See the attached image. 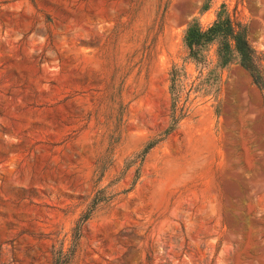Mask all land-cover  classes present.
Instances as JSON below:
<instances>
[{"label": "rangeland", "instance_id": "rangeland-1", "mask_svg": "<svg viewBox=\"0 0 264 264\" xmlns=\"http://www.w3.org/2000/svg\"><path fill=\"white\" fill-rule=\"evenodd\" d=\"M222 7L264 53V0H0V264H264V92L184 45Z\"/></svg>", "mask_w": 264, "mask_h": 264}, {"label": "trees", "instance_id": "trees-1", "mask_svg": "<svg viewBox=\"0 0 264 264\" xmlns=\"http://www.w3.org/2000/svg\"><path fill=\"white\" fill-rule=\"evenodd\" d=\"M184 45L188 53L187 59L197 66L201 74H204L214 62L219 68L237 63L250 74L253 83L264 92V53L257 51L251 44L248 26L236 22L225 7H222L216 21L208 28H203L200 24H190L185 32ZM212 47L216 48L215 60H211L209 56ZM171 82L172 89L180 82L177 68L172 73ZM177 99L179 100V95L176 94L175 107ZM172 118L174 124L178 123L176 112ZM170 131H166V134ZM153 147L154 143L148 145L142 155L146 156ZM69 261L70 255L65 253L63 248L55 252L54 264H69Z\"/></svg>", "mask_w": 264, "mask_h": 264}]
</instances>
